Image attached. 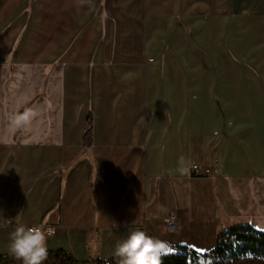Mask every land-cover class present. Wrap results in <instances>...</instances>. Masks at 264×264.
Wrapping results in <instances>:
<instances>
[{"label": "crops", "instance_id": "crops-1", "mask_svg": "<svg viewBox=\"0 0 264 264\" xmlns=\"http://www.w3.org/2000/svg\"><path fill=\"white\" fill-rule=\"evenodd\" d=\"M262 179L264 0H0V256L18 224L78 262L128 229L193 249L167 218L217 236Z\"/></svg>", "mask_w": 264, "mask_h": 264}, {"label": "trees", "instance_id": "trees-1", "mask_svg": "<svg viewBox=\"0 0 264 264\" xmlns=\"http://www.w3.org/2000/svg\"><path fill=\"white\" fill-rule=\"evenodd\" d=\"M22 117L19 118V129H22ZM93 142V115L90 112L86 118L83 136V150H89ZM264 261V231L251 225H236L216 236L213 247L207 252H198L184 245L166 247V255L162 264H235L238 261ZM0 264H22V261L12 256H0ZM43 264H106V261L93 259L78 262L63 251L48 252V258ZM107 264H116V258Z\"/></svg>", "mask_w": 264, "mask_h": 264}, {"label": "clouds", "instance_id": "clouds-1", "mask_svg": "<svg viewBox=\"0 0 264 264\" xmlns=\"http://www.w3.org/2000/svg\"><path fill=\"white\" fill-rule=\"evenodd\" d=\"M0 219L9 225L14 220ZM53 234L52 228L18 224L10 233L9 253L22 264H43L48 258L47 239ZM164 255L166 245L139 229H128L127 235L118 242L113 252L116 264H162Z\"/></svg>", "mask_w": 264, "mask_h": 264}, {"label": "rangeland", "instance_id": "rangeland-1", "mask_svg": "<svg viewBox=\"0 0 264 264\" xmlns=\"http://www.w3.org/2000/svg\"><path fill=\"white\" fill-rule=\"evenodd\" d=\"M168 49V47H167ZM5 102V99H4ZM191 166V165H189ZM189 170V169H188ZM262 183V190L260 193L256 194V197H254L253 202H254V214H252V212H243V217L240 221H238V224H249L251 226H253L255 229L260 230V231H264V179H262V181H260ZM231 217H235L236 215V210L235 208H231ZM168 221V218H167ZM233 221H230V223L227 224H232ZM167 225V223H165V226ZM175 225L177 227V222L175 221ZM223 225H218L216 227H212L211 226L207 228V230L205 231V233L203 235H186V233H183L181 231H176L175 233H169L168 235H166V232L163 230L161 232L162 235L170 237V238H175V240H169V241H180V242H185L187 243L189 246H191L193 249L198 250L200 252H207L209 251V249L213 246V243L215 241V236L216 233L218 232V230H220V228H222ZM211 230V231H209ZM156 234V233H153ZM55 236H53L52 238H48L47 239V247L48 249L51 248L52 245L55 244H60L58 246L60 247H53L55 249H53L54 251L57 250H64L62 249L64 246L68 245V241H64L61 243H56L55 241ZM76 245L74 241H72V244L70 245L71 247L76 249ZM116 246L111 247L108 244H102L101 248L102 250L99 252L98 257L101 259H110L113 256V252ZM167 247V246H166ZM91 249L95 250L94 247H92ZM81 249H78L75 252V256L77 260H83L81 258H84L85 255H83V257H81L82 255H80ZM49 251V250H48ZM67 251V250H65ZM235 264H264V261H251V260H243V261H238Z\"/></svg>", "mask_w": 264, "mask_h": 264}, {"label": "built area", "instance_id": "built-area-1", "mask_svg": "<svg viewBox=\"0 0 264 264\" xmlns=\"http://www.w3.org/2000/svg\"><path fill=\"white\" fill-rule=\"evenodd\" d=\"M218 169V166L214 168H205L201 169L199 165L192 164L189 166V173L192 177H208L211 176L215 170ZM175 216H169L168 221H167V231L169 233H175L177 231V227L175 225Z\"/></svg>", "mask_w": 264, "mask_h": 264}]
</instances>
